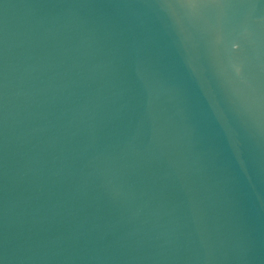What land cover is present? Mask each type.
I'll list each match as a JSON object with an SVG mask.
<instances>
[{"label": "water", "instance_id": "water-1", "mask_svg": "<svg viewBox=\"0 0 264 264\" xmlns=\"http://www.w3.org/2000/svg\"><path fill=\"white\" fill-rule=\"evenodd\" d=\"M0 264H264V0H0Z\"/></svg>", "mask_w": 264, "mask_h": 264}]
</instances>
